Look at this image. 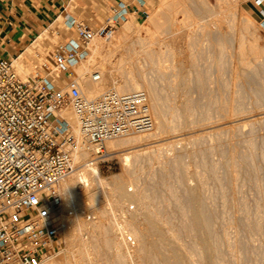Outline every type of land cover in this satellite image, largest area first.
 I'll return each instance as SVG.
<instances>
[{
    "label": "rangeland",
    "instance_id": "rangeland-1",
    "mask_svg": "<svg viewBox=\"0 0 264 264\" xmlns=\"http://www.w3.org/2000/svg\"><path fill=\"white\" fill-rule=\"evenodd\" d=\"M116 1L71 0L62 15L12 53L20 56L19 70L47 69L56 46L77 36L66 25V14L95 30L105 24ZM122 1L132 6L129 20L110 40H94L99 53L89 48L83 57L86 65H92L90 71L78 76L77 67L69 78H78L90 96L98 84L91 72L101 67L107 70L101 87L111 85L110 69L121 87L133 77L149 95L155 127L144 132L153 133L147 147L143 141L122 143L109 155L104 144V157L97 165L108 191L99 195L104 205L109 204L103 205L107 213L100 215L103 209L88 203L79 208L103 222L106 242L118 248L124 264H165L157 254L149 262L140 257L143 241L133 231L146 230L149 214L158 231L149 232L147 241H161V229L165 237L161 250L168 252L175 245L181 264H264V13L256 15L264 3L145 0L138 7L136 0ZM9 50L0 39V58H12ZM95 90L94 96L102 92ZM129 152L125 160L122 154ZM121 188L124 195L117 196ZM128 203L135 206L127 224L137 240L134 261L117 239L112 218ZM83 223L75 226L80 231L76 239L66 234L63 254L45 264H92L100 238L96 231L86 238ZM86 242L89 251L81 253Z\"/></svg>",
    "mask_w": 264,
    "mask_h": 264
},
{
    "label": "built area",
    "instance_id": "built-area-1",
    "mask_svg": "<svg viewBox=\"0 0 264 264\" xmlns=\"http://www.w3.org/2000/svg\"><path fill=\"white\" fill-rule=\"evenodd\" d=\"M131 11V4L116 1L105 24L95 30L68 16L66 25L77 36L56 46L47 69L26 79L12 58H0V264H45L66 250V234L77 220L87 225V238L97 219L93 212L67 203L60 187L78 169L64 108L74 110L81 133L97 147L98 156L108 140L153 130L145 90L121 93L109 88L90 98L69 78L91 43L110 40ZM93 78L98 80L99 74ZM134 208L128 203L112 215L115 235L129 253L137 247L127 226Z\"/></svg>",
    "mask_w": 264,
    "mask_h": 264
},
{
    "label": "bare ground",
    "instance_id": "bare-ground-1",
    "mask_svg": "<svg viewBox=\"0 0 264 264\" xmlns=\"http://www.w3.org/2000/svg\"><path fill=\"white\" fill-rule=\"evenodd\" d=\"M137 1V3H138V7L139 6H141L142 4H145V0H136ZM187 6V5H186ZM249 17V16H248ZM251 17H249V19H250ZM176 19V18H175ZM251 20H252V18H251ZM253 22V21H252ZM222 25V24H221ZM184 38V37H183ZM95 41H96V39H95ZM95 41H93V42H95ZM175 41V40H174ZM92 42V43H93ZM99 43V42H98ZM182 43V42H181ZM180 43V44H181ZM102 44V43H101ZM89 48H91L92 49V52L94 53V54H98L99 52V50H98V44L95 42L94 43V46L93 45H91ZM20 56H12V59L14 60V65H15V67H16V69H17V71H18V73L20 74V75H22V77L23 78H28L30 75H31V70H32V68H28L27 66H23V68H24V72H26V73H22L20 70H19V58ZM90 58V59H89ZM89 60L88 61H91V59L93 58V56L92 55H90L89 56ZM83 59L84 58H82V59H80L75 65H74V67L72 68V69H75V68H77L78 67V73L77 74H79L78 76H81V75H83L84 73H86V72H89L90 71V67L92 66V65H90V67L88 66V64L86 65L85 63H84V61H83ZM188 60V59H187ZM183 61V60H182ZM186 62V61H185ZM189 62V61H188ZM97 63V62H96ZM18 64V65H17ZM92 64V63H91ZM99 64V63H98ZM96 64H94V66H95ZM107 68V67H106ZM110 68V67H109ZM113 68V67H112ZM108 69V68H107ZM111 71V77H113V78H111V85L109 86V87H104V86H99V83H103L104 84V72L105 71H107V70H104V68L103 67H101V68H99V70H95V71H93V72H91V79L93 80V81H95V82H98V84H96L95 82H92V83H95L93 86H92V91H89L91 94H90V96H88V97H90V98H95V97H98V96H100L105 90H107V89H109V88H115L117 91H119V92H121V93H127V92H131V91H135V90H139L142 86L140 85V83L137 81V80H135L133 77H131L130 76V78H128V83L127 84H124L123 86H125L126 85V87H121V85L118 83V81H117V79L116 78H114V76H112V69H110ZM131 70V69H130ZM76 71V70H75ZM74 70L72 71V74H74L75 75V73H73V72H75ZM117 71V70H116ZM94 73H98L99 74V79L98 80H94V78H93V74ZM132 73V72H131ZM134 76V75H133ZM182 78H184V74H183V76H182ZM74 79H78V78H74ZM185 79V78H184ZM152 81V80H151ZM89 84V83H88ZM102 84V85H103ZM99 86V87H101V88H99V87H97V88H94V86L96 87V86ZM101 85V84H100ZM79 86H80V88H81V90H82V92L84 93V90H83V88L81 87V85L79 84ZM98 88H99V90H98ZM154 88V85H153V82H151V84H150V91L152 90ZM95 89H97V92L98 91H102L101 92V94H98V96H94V90ZM143 89H145V88H143ZM91 90V89H90ZM95 93H96V90H95ZM85 94V93H84ZM86 95V94H85ZM157 108V107H156ZM155 109V108H154ZM157 110H158V108H157ZM63 116L68 120V122L71 124V126H72V129H73V135H74V139H76L75 140V147H74V149H73V151H74V160H75V164H76V166L78 167V169H77V171L74 173V174H72L71 176H69V177H67V178H65V179H63L61 182H60V187H61V189H63L64 190V198H65V200L67 201V203H69L68 201H70V202H72L73 203V205H75L74 207L75 208H79L80 207V205L82 204V205H88V204H90L89 206H91V205H93V206H95L96 208H100V210H102L104 207H103V205H104V203H102V200H101V197L100 196H102V194H106L108 191L106 190V185H105V181H104V177L102 176V174H101V172H100V169H99V167H98V165H97V162H98V159L99 158H101V157H104L103 155H101V156H98V155H96V153H97V147L96 146H93L92 144H90V143H88L87 142V139L85 138V136L81 133V131H80V129H79V125H78V121H77V116H76V114H75V112H74V110L71 108V107H66V108H64L63 109ZM160 113V112H159ZM159 117H162V116H159ZM160 120V119H159ZM158 122H160V121H158ZM164 122V121H163ZM162 125V124H161ZM155 127V126H154ZM157 128V127H156ZM159 128V127H158ZM154 129V128H153ZM157 131H158V129H156L155 131H154V133H156L157 134ZM160 133V132H159ZM161 133H162V131H161ZM139 134V133H138ZM151 134H153V133H144V134H140V135H126V136H123V137H119V138H116V139H111V140H108V141H106V148H107V154H115V152H116V148L120 145V144H122V143H131L132 141L133 142H135V143H140V142H145V144H142V145H145L146 147L148 146V145H146V144H148V143H146V141L148 140V136H151ZM158 135V134H157ZM157 135H156V137H157ZM161 135V134H160ZM161 136H163V133H162V135ZM155 137V138H156ZM176 140V139H175ZM142 142V143H143ZM151 142H152V140H151ZM154 142H155V140H154ZM153 142V144H155ZM142 145H138V146H141L142 147ZM149 145H151V144H149ZM69 146V145H68ZM132 146V145H131ZM135 146V145H134ZM158 146V145H157ZM140 148V147H139ZM119 149V148H118ZM146 149V148H145ZM144 149V150H145ZM121 150H123V149H121ZM143 150V149H142ZM120 151V150H119ZM140 151V150H139ZM106 152V151H105ZM132 153V152H131ZM92 154L93 155H95V157H92ZM106 154V155H107ZM122 156H124V159L125 160H128L129 158H130V152L129 153H123L122 154ZM78 163V164H77ZM128 190V189H127ZM129 191V190H128ZM101 194V195H100ZM126 194H128V193H126V191H125V196H126ZM100 195V196H99ZM117 196L118 195H124L123 194V190H122V188L121 189H119L118 190V193L116 194ZM129 195V194H128ZM116 196V199L118 198ZM100 197V201H101V203H100V201H98L99 198ZM68 199V200H67ZM80 199H81V201H80ZM97 201V202H96ZM114 202H115V200H113ZM117 201V200H116ZM96 202V203H95ZM99 202V203H98ZM104 202V201H103ZM112 202V201H111ZM111 202L109 201V203L111 204ZM71 203V204H72ZM79 203V204H78ZM86 203H88V204H86ZM115 203H117V202H115ZM106 205H109V204H105L104 206H106ZM105 209V208H104ZM103 209V211L102 212H100L99 210V213H100V215L102 214V213H107V211L106 210H104ZM95 211H96V209H95ZM97 212V211H96ZM147 213H149V212H147ZM146 213V214H147ZM145 214V215H146ZM140 217V216H139ZM150 218V220H149V218ZM154 217V216H153ZM131 218V217H130ZM138 218V217H137ZM147 218H148V222H149V224H148V227L146 228V230L145 231H143V232H140V234L137 232V231H133V233H135V235H137V237H139L142 241H143V249H142V251H141V253L140 254H142V255H140V257L141 256H144V258H146L147 259V261L149 262V261H151L152 260V256L154 255V254H157L161 259H162V261H164V263L165 264H181V261H182V259H181V256H180V254H181V252H180V254H179V249H174L175 247V245L174 244H172V245H174L173 247H172V245H170V243H169V247L171 246L172 248H167L168 249V252H164L163 250H161V246H160V242H163L164 240L163 239H165V237L163 236V234H162V232H161V229L159 230L160 231V237H159V240H161V241H158V242H150L151 240H153L154 241V239H151V238H149V239H151L150 241H147V239L146 238H148V236H147V234L150 232L151 233V231L153 232L155 229H156V231H155V233H157V231H158V227H156V222H154L155 220H152L153 218H152V216H150V214L149 215H147ZM102 219V218H101ZM146 219V218H145ZM130 221V219L127 221V224H128V222ZM143 221V220H142ZM138 222V221H137ZM140 222V221H139ZM147 222V221H146ZM147 222V223H148ZM80 223H82V221L81 220H77L76 221V224H75V226L77 225H79ZM84 224V226H85V228L87 229V225L85 224V223H83ZM130 224V223H129ZM134 224V223H133ZM137 225V224H136ZM158 225V224H157ZM75 226H74V228L72 229V230H70L69 231V233H70V235H71V237L73 238V239H76L80 234V231H79V233H78V230L77 229H75ZM80 226H83V225H80ZM132 226V225H131ZM105 227H104V224H103V222H100L99 223V221H94V222H92L91 224H90V231H91V233L92 232H94V231H96V233L98 232V235H99V237L98 238H100V243H98L97 245H96V249H97V253H96V251H94L95 252V256H93V257H91V263L92 264H124L123 262H122V260H123V255H122V253L118 250V248L116 247V246H111L108 242H106V239H105V229H104ZM80 229H82V228H80ZM133 229V228H132ZM140 229V228H139ZM143 230V229H142ZM95 233V232H94ZM79 234V235H78ZM84 234V233H83ZM69 235V234H68ZM69 235V236H70ZM152 235V234H151ZM151 235H150V237H151ZM155 236V235H154ZM81 238H83V237H81ZM79 239V238H78ZM148 239V240H149ZM156 239H158V238H156ZM72 239H70V241H71ZM83 240V239H82ZM69 241V240H68ZM81 241V240H80ZM79 241V242H80ZM157 241V240H156ZM74 242V241H73ZM76 242H78L77 240H76ZM83 242V241H82ZM68 243H70V242H68ZM81 243V242H80ZM85 243V242H84ZM84 243H82V244H84ZM121 243V242H120ZM90 244V243H89ZM69 245V244H68ZM72 245V244H71ZM77 246V245H76ZM75 246V247H76ZM168 246V245H167ZM68 247V246H67ZM80 247V246H79ZM69 248H70V245H69ZM81 248H84V249H82V252H81V249L80 248H78L79 249V251L81 252V253H83L84 252V250L87 252V251H89V245L87 244V242H86V244H84L83 245V247L81 246ZM95 249V250H96ZM136 250H138V247H136ZM71 252V251H70ZM78 252V251H77ZM124 252H126V250L124 251ZM72 253V252H71ZM80 253V254H81ZM90 254H91V252H89ZM127 253H128V255H129V257L132 259V260H130V261H134V260H136V259H134V258H136L137 256H135L136 254H135V252L134 253H129L128 251H127ZM76 254V253H75ZM93 254V253H92ZM97 254V255H96ZM85 255V254H84ZM126 255V254H125ZM81 256H82V254H81ZM81 256H80V258H81ZM86 256V255H85ZM74 257V256H73ZM83 257V256H82ZM84 258V257H83ZM88 259H90L89 257H88ZM134 259V260H133ZM82 261V260H81ZM90 261V260H89ZM140 261V260H139ZM79 262V261H78ZM136 263H138V262H136ZM135 263V264H136ZM150 263V262H149ZM148 263V264H149ZM75 264H77V263H75ZM79 264H81V263H79ZM130 264H131V262H130Z\"/></svg>",
    "mask_w": 264,
    "mask_h": 264
},
{
    "label": "crops",
    "instance_id": "crops-1",
    "mask_svg": "<svg viewBox=\"0 0 264 264\" xmlns=\"http://www.w3.org/2000/svg\"><path fill=\"white\" fill-rule=\"evenodd\" d=\"M70 2L71 0H1L0 39L4 46L9 47L8 55L14 56L13 52H19L44 26L56 16L62 15ZM256 11L259 18L264 13L261 7Z\"/></svg>",
    "mask_w": 264,
    "mask_h": 264
}]
</instances>
